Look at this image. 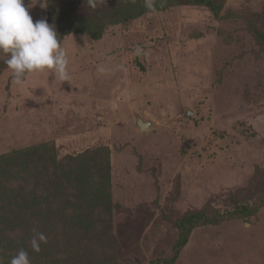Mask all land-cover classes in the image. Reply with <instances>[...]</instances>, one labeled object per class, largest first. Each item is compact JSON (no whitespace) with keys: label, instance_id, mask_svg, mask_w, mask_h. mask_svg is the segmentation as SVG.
<instances>
[{"label":"rangeland","instance_id":"obj_1","mask_svg":"<svg viewBox=\"0 0 264 264\" xmlns=\"http://www.w3.org/2000/svg\"><path fill=\"white\" fill-rule=\"evenodd\" d=\"M106 1L24 0L62 36L137 15L98 40L63 36L68 81L44 70L15 85L0 54V261H168L176 221L204 211L216 223L175 264H264V0ZM5 181L38 207L4 199Z\"/></svg>","mask_w":264,"mask_h":264},{"label":"clouds","instance_id":"obj_2","mask_svg":"<svg viewBox=\"0 0 264 264\" xmlns=\"http://www.w3.org/2000/svg\"><path fill=\"white\" fill-rule=\"evenodd\" d=\"M147 6H152L151 0ZM0 53L9 57L5 63L13 73L15 85H23L28 74L44 70L52 71L59 81L70 79L69 58L55 25H50L47 19L34 22L24 0H0ZM99 71L103 72V67ZM45 240L43 233L36 232L30 245L39 251ZM10 264H30L27 251L19 250Z\"/></svg>","mask_w":264,"mask_h":264},{"label":"trees","instance_id":"obj_3","mask_svg":"<svg viewBox=\"0 0 264 264\" xmlns=\"http://www.w3.org/2000/svg\"><path fill=\"white\" fill-rule=\"evenodd\" d=\"M112 1L113 0H107L106 2L109 3ZM115 1H122V0H115ZM131 2H133L134 4H140L142 6H145L146 7L145 9L148 11H149V9L154 10V11L165 10L166 8H170L168 3L172 4V5L177 3V2H174L172 0H165V1L164 0H151L152 6L148 7L147 6L148 0H131ZM180 2H181L180 4H182V5H194V6L195 5H206V6L210 5V3L207 0H189V1L180 0ZM121 16H122V19L117 20V21H113V22H107L102 26V28H96L95 27L96 29H94V28L88 27V25H86L87 27L83 25V27L81 26L80 28H76V27H72L70 25L71 27H68L69 30H67V32L64 33L63 36L73 34V33L77 34V32H78L81 35H88V36L92 37L93 39L98 40V39L102 38L103 31L105 30V28L107 26H109L111 24L112 25L119 24V23H122L124 21H129L130 19H136L137 18V15L130 12V11L127 14H124ZM118 17L119 16L114 17V18L117 19ZM58 36L62 42L63 36L61 34ZM262 38L264 39V36L260 38V41H262ZM0 54H3V53H0ZM6 57H8V56L6 55ZM2 159H4V158H1L0 160H2ZM14 160H17V159L15 158ZM12 161H13V158H12ZM10 182L11 181H9V182L5 181L4 182L2 193H1V195L4 199H12V201H15V202L17 199L24 206H28L29 209L38 207V203L35 204L34 202H32V199H31L32 198L31 194L33 193V191H32V193L30 192V194H29L30 198L25 200V202L24 201L22 202L21 198L24 197V195L22 194L23 191L21 189H23L26 193V188L25 187H20V188L13 187L12 188L11 186L9 187ZM15 193H17L16 198H15ZM19 193H20L21 197H19ZM33 197H35V195ZM215 216H217V218H218L219 214H216ZM215 216L210 218L204 213V211H198V212H192V213L189 212L184 217L178 219L176 221V225L179 227L178 230L180 231V233H179V237L177 239V242L175 243V245L173 247L172 257L169 258L168 261H166V260L153 261L152 264H175V262L177 261V259L180 256V253L182 252V250H184L187 247L188 242H189V237H190L192 230H194L195 228H197L201 224H204V225L215 224L216 223L215 221H217V219H215ZM86 242L88 243L89 241H86ZM73 244L68 243V245H70V246H73ZM78 247H81V244H79Z\"/></svg>","mask_w":264,"mask_h":264},{"label":"water","instance_id":"obj_4","mask_svg":"<svg viewBox=\"0 0 264 264\" xmlns=\"http://www.w3.org/2000/svg\"><path fill=\"white\" fill-rule=\"evenodd\" d=\"M140 130L146 131L151 130V123L150 122H144L142 119H138L137 123Z\"/></svg>","mask_w":264,"mask_h":264}]
</instances>
